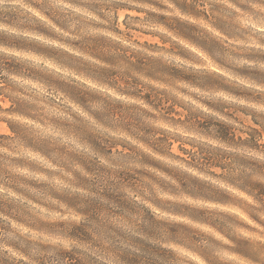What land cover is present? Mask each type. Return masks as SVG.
<instances>
[{"label":"clouds","instance_id":"1","mask_svg":"<svg viewBox=\"0 0 264 264\" xmlns=\"http://www.w3.org/2000/svg\"><path fill=\"white\" fill-rule=\"evenodd\" d=\"M0 264H264V0H0Z\"/></svg>","mask_w":264,"mask_h":264}]
</instances>
